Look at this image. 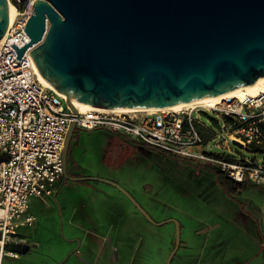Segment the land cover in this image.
I'll use <instances>...</instances> for the list:
<instances>
[{"label":"water","instance_id":"water-1","mask_svg":"<svg viewBox=\"0 0 264 264\" xmlns=\"http://www.w3.org/2000/svg\"><path fill=\"white\" fill-rule=\"evenodd\" d=\"M9 21V0H0V40ZM24 29L30 41L21 48L11 44L17 59L30 49L39 73L67 95L75 115L78 101L156 108L229 92L264 76V0H34ZM75 128L73 121L64 177L114 186L153 222L119 183L68 175ZM175 223L166 264L181 243V225ZM10 248L27 253L30 246Z\"/></svg>","mask_w":264,"mask_h":264},{"label":"rangeland","instance_id":"rangeland-1","mask_svg":"<svg viewBox=\"0 0 264 264\" xmlns=\"http://www.w3.org/2000/svg\"><path fill=\"white\" fill-rule=\"evenodd\" d=\"M194 118L220 133L219 138L205 143V150L222 152L215 144L224 135L223 118L207 109L195 111ZM230 145L232 150L225 151L229 156L236 159L245 156L255 163H264L263 152L242 148L232 140ZM75 159L80 167L75 171L80 169L83 177L119 183L155 222L147 220L136 208L135 218L121 221L115 228L107 225L99 228V236L109 229H127L131 235L119 242L118 264H166L175 247L176 221L181 224V243L171 264H264V186L244 183L236 193L228 194L216 174L205 166L169 157L102 129L75 128L67 154L68 168L73 169ZM68 185L94 186L96 191L86 189L85 200L91 199L95 204L99 202L100 190L117 193L110 184L94 180L68 181ZM67 196L69 203L74 198L78 201L72 192ZM110 207L117 208L112 203L99 209L103 212ZM32 212L38 218L34 225L40 246L20 254L19 260L6 257L4 264H54L72 251H82L77 242L66 236V224L62 230L61 216L54 208L42 210L34 206ZM94 213L101 216L100 212ZM86 229L90 232L91 226L84 225ZM139 235L147 237L145 242L144 238L139 242ZM86 248L84 244V255Z\"/></svg>","mask_w":264,"mask_h":264},{"label":"built area","instance_id":"built-area-1","mask_svg":"<svg viewBox=\"0 0 264 264\" xmlns=\"http://www.w3.org/2000/svg\"><path fill=\"white\" fill-rule=\"evenodd\" d=\"M10 1V0H9ZM16 15L0 40V264L18 257L10 245H30L21 230L34 223L29 212L33 199L46 200L57 191L63 174V152L70 125L102 129L131 141L159 149L179 159L217 169L236 183L264 186V163L242 156L233 158L230 141L264 153V91L242 97L227 96L213 107L195 106L181 111L108 112L89 109L72 113L67 98L45 87L26 50L21 60L11 45L21 48L30 38L24 29L34 0H12ZM207 109L223 118L222 152L209 153L194 112Z\"/></svg>","mask_w":264,"mask_h":264},{"label":"crops","instance_id":"crops-1","mask_svg":"<svg viewBox=\"0 0 264 264\" xmlns=\"http://www.w3.org/2000/svg\"><path fill=\"white\" fill-rule=\"evenodd\" d=\"M200 132L207 137L209 135V128L200 122L198 125ZM75 168H80L76 159L74 160ZM75 171V170H74ZM75 172L82 173L80 169H77ZM65 177H62L59 181V186L57 191L52 197H49L46 200L33 199L29 212L34 206L40 207L42 210H48L49 208H54L55 213L58 212L62 219V230H65L64 226L66 224L67 230L65 231L66 236L72 238V241H75L79 244L82 251H72L68 253L66 257L61 260H57L54 264H118V258L120 254L119 242L122 240V237H130L127 229H121L119 231H112L109 229V232H103L101 234L99 228L105 227H117L121 221L128 220L129 218H135L136 206L130 201V199L124 195L119 189L115 188L117 193H113L108 190H100L99 202L94 203L90 199L89 202L85 200L87 195V190L93 192L96 191L95 187L89 185L82 186H69L68 182L64 180ZM71 181V180H70ZM88 182V180H86ZM112 186V185H111ZM69 192L76 194L78 201L74 198L71 203H69V197L67 196ZM148 195V194H147ZM114 203L117 208H107L103 212L100 211L99 206L108 205ZM36 204V205H34ZM139 211V210H138ZM94 212L101 213V216L96 215ZM33 213V212H32ZM34 214V213H33ZM36 216V214H34ZM114 215L118 217L115 218ZM147 219V218H146ZM145 219V220H146ZM36 220H38L36 216ZM34 223L26 228L21 230L23 236H25L30 241V248H38L40 243L36 237V226ZM120 222L117 223V221ZM148 220V219H147ZM64 224V225H63ZM84 225H90L91 231L87 229L84 230ZM181 225V224H180ZM139 242H145V238L142 235H139ZM171 235L169 234V245H170ZM99 243L98 246L95 245ZM84 244H87L86 254L84 255ZM169 248V247H168ZM187 248V246H185ZM136 249V248H135ZM19 254H26L20 253ZM12 260H19L21 256L16 258L6 256ZM4 259V262L6 260ZM7 258V259H8ZM4 264V263H3ZM200 264V263H197ZM209 264V263H207ZM240 264V263H239Z\"/></svg>","mask_w":264,"mask_h":264},{"label":"bare ground","instance_id":"bare-ground-1","mask_svg":"<svg viewBox=\"0 0 264 264\" xmlns=\"http://www.w3.org/2000/svg\"><path fill=\"white\" fill-rule=\"evenodd\" d=\"M16 15V8L14 7L13 3L9 1V20L10 22L14 19ZM38 77L40 82L47 87L48 89H51L55 92H57L59 95L63 97H67V95L59 90L58 88L54 87L52 84H50L46 79L43 78V76L37 71ZM264 91V76L260 77L257 81H255L252 84L238 87L232 91L221 93L212 97H206L203 99H196L192 100L190 102L185 103H175V104H169V105H163L156 108H125V109H118V108H112L107 106H100V105H94L91 103L78 101L77 106L80 113H83L89 109H95V110H101V111H108V112H135V111H159V110H165V111H181L186 108H192L195 106H203V107H213L217 103H219L224 97L227 96H239L242 97L246 94H256L258 92Z\"/></svg>","mask_w":264,"mask_h":264},{"label":"trees","instance_id":"trees-1","mask_svg":"<svg viewBox=\"0 0 264 264\" xmlns=\"http://www.w3.org/2000/svg\"><path fill=\"white\" fill-rule=\"evenodd\" d=\"M262 129L264 130V125H262ZM151 148H154V147H151ZM154 149H156V148H154ZM156 150L160 151L159 149H156ZM160 152H162V151H160ZM162 153L167 155V156H169V157L184 161L186 163L191 162V161H188V160L179 159V158L174 157L173 155H170V154L165 153V152H162ZM104 161L106 162L105 159H104ZM205 167L207 169L213 171L216 174V176L219 178L220 185L222 186L224 191L226 193H228V194L236 193L237 190H239V189H241L243 187L244 183H249V181H245L244 183H236V182L230 180L228 177H226L222 173H220V171H218L217 169H212V168L207 167V166H205ZM67 171H68V175L70 177H83V175H84L82 173L75 172L73 169H70L68 167H67ZM64 180L67 181V182L70 181L69 178H64ZM75 182H86V180H80V181H75Z\"/></svg>","mask_w":264,"mask_h":264}]
</instances>
